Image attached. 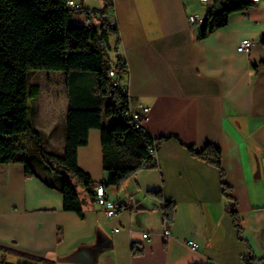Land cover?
I'll return each instance as SVG.
<instances>
[{"label": "crops", "instance_id": "1", "mask_svg": "<svg viewBox=\"0 0 264 264\" xmlns=\"http://www.w3.org/2000/svg\"><path fill=\"white\" fill-rule=\"evenodd\" d=\"M110 4L119 28L110 43L119 41L117 54L128 69L121 85L134 109L150 108L144 125L162 139L157 167L106 187L110 199L127 198L129 206L109 218L86 191L80 216L63 208L59 182L49 177L57 187L48 186L42 176H28L22 163H0V264H244L249 253L264 260V0L233 13L226 26L203 38L189 17L205 19L215 0ZM75 19L90 21L84 13ZM246 38L254 41L249 53L238 50ZM49 82L53 88L38 84L30 119L48 148L66 139L69 104L66 75ZM208 143L221 148L226 193L220 169L187 147L201 151ZM77 161L96 184L108 179L100 129L89 130ZM151 189L175 202L172 222L165 221V202L150 196Z\"/></svg>", "mask_w": 264, "mask_h": 264}, {"label": "trees", "instance_id": "2", "mask_svg": "<svg viewBox=\"0 0 264 264\" xmlns=\"http://www.w3.org/2000/svg\"><path fill=\"white\" fill-rule=\"evenodd\" d=\"M102 9L70 8L68 0H0V163H22L28 176L37 175L30 165L24 136L33 133L39 142V151L54 170L61 167L65 172L59 190L63 194V208L83 216L87 200L82 191L95 198L96 184L77 161L78 148L88 143L91 128L101 130L103 168L109 174L101 182L106 187L121 185L128 177L143 168L157 167V159L150 148L159 145L162 139L150 133L138 131L130 123L131 107L129 93L122 85H115L109 76L115 66L120 80L127 73V63L120 64L119 41L114 47L112 35L119 34L118 25H111L110 1L104 0ZM251 0H215L209 8L207 19L210 25L202 36L226 26L235 12L253 6ZM84 13L88 24H75L73 16ZM93 22V16L98 15ZM114 49L116 56L108 55ZM124 61V60H123ZM30 69L60 71L67 77L68 110L66 115V139L63 154L49 151L42 143L40 133L35 130L29 117L30 88L39 92V86H30ZM105 117H114L111 126L104 124ZM190 152L220 169L225 193L228 185L224 181L221 148L208 143L197 151L193 145ZM42 180L52 187L56 184L47 177ZM150 196L162 199L165 221L174 220L175 202L164 196L160 189L148 191ZM236 226L239 218L234 213ZM134 253L138 250L134 248ZM30 258H37L26 255ZM38 259V258H37ZM244 264H264L263 259L252 253L245 255Z\"/></svg>", "mask_w": 264, "mask_h": 264}, {"label": "built area", "instance_id": "3", "mask_svg": "<svg viewBox=\"0 0 264 264\" xmlns=\"http://www.w3.org/2000/svg\"><path fill=\"white\" fill-rule=\"evenodd\" d=\"M202 1H207V0H202ZM251 1H259V0H251ZM68 5L70 8H79L80 5L75 1V0H68ZM113 6L111 4L110 10L112 11ZM190 22L194 25L197 26L199 25L203 19L197 15H190ZM111 25H117L116 21L114 19L111 20ZM254 46V41L251 39H243L241 43L238 46V50L241 52H246L249 53L251 49ZM120 64H125V61L121 60ZM118 72L113 66L110 71H109V76H111L114 79V84L115 85H121V80L118 76ZM125 89V88H124ZM149 107L146 105H140L137 109H134L132 106L129 109L128 112V118L130 119V123L135 127L136 130L138 131H143L147 132V129L144 125V121L146 119L147 113L149 111ZM150 152L152 153L153 156L156 157L157 154V145H154L150 148ZM95 201L96 203L103 209L107 217H114L118 213H120L122 210L128 209V199L127 198H118V199H110L107 193V188L104 184L102 183H97L95 184ZM168 232L166 231V234ZM149 237L148 232L143 233V239H146ZM190 246L193 248H198V244L195 243L193 240H189L187 242Z\"/></svg>", "mask_w": 264, "mask_h": 264}, {"label": "rangeland", "instance_id": "4", "mask_svg": "<svg viewBox=\"0 0 264 264\" xmlns=\"http://www.w3.org/2000/svg\"><path fill=\"white\" fill-rule=\"evenodd\" d=\"M90 4H95L91 1H87ZM94 6V5H92ZM81 13H77L76 15H79ZM76 24H79V21L75 19ZM108 55L112 57V51L108 50ZM62 72L60 71H53V70H40V69H30L28 71V79L30 86L33 84H40L41 86H46L48 88H53V83L49 82V78L54 79L55 77H58L61 75ZM34 93H32L30 88V98H29V105H30V119H33L34 110L36 103L34 102ZM61 112V106L58 101L57 105V113L59 114ZM60 116V114H59ZM115 121L114 117H105L104 118V124L111 126ZM42 143L45 146L46 139H44L43 135L41 137ZM24 142L26 144V153L27 158L32 166V168L37 172L38 175L42 177H50L52 180H55L57 182H62L63 174L61 172H65L61 167H57V170H54L50 167V165L45 161L44 157L41 155L39 151V142L37 141L36 136L33 133H26L24 136ZM64 146V147H63ZM46 147V146H45ZM49 151L55 152L58 154H63L65 150V140L63 144L58 143L55 147H46Z\"/></svg>", "mask_w": 264, "mask_h": 264}, {"label": "water", "instance_id": "5", "mask_svg": "<svg viewBox=\"0 0 264 264\" xmlns=\"http://www.w3.org/2000/svg\"><path fill=\"white\" fill-rule=\"evenodd\" d=\"M209 19L205 18L203 21L196 26L195 32L197 36H203L205 35L207 29H208Z\"/></svg>", "mask_w": 264, "mask_h": 264}]
</instances>
